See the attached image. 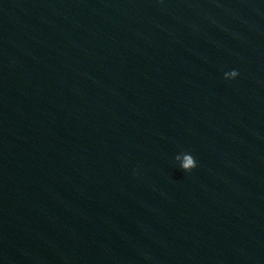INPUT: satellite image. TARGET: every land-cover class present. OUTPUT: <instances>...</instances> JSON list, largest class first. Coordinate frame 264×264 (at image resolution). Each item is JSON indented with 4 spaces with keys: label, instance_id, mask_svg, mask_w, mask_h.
<instances>
[{
    "label": "water",
    "instance_id": "95a60500",
    "mask_svg": "<svg viewBox=\"0 0 264 264\" xmlns=\"http://www.w3.org/2000/svg\"><path fill=\"white\" fill-rule=\"evenodd\" d=\"M0 264H264V0H0Z\"/></svg>",
    "mask_w": 264,
    "mask_h": 264
},
{
    "label": "clouds",
    "instance_id": "9594fccd",
    "mask_svg": "<svg viewBox=\"0 0 264 264\" xmlns=\"http://www.w3.org/2000/svg\"><path fill=\"white\" fill-rule=\"evenodd\" d=\"M237 76H238V72L236 70H233V71L225 73L224 79L233 80ZM175 160L178 163L180 170L183 172H190L196 167L194 158L190 154L177 155L175 157Z\"/></svg>",
    "mask_w": 264,
    "mask_h": 264
}]
</instances>
